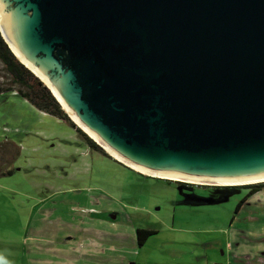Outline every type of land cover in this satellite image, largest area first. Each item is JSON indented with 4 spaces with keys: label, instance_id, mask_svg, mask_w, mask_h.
Returning a JSON list of instances; mask_svg holds the SVG:
<instances>
[{
    "label": "water",
    "instance_id": "obj_1",
    "mask_svg": "<svg viewBox=\"0 0 264 264\" xmlns=\"http://www.w3.org/2000/svg\"><path fill=\"white\" fill-rule=\"evenodd\" d=\"M0 25L120 164L223 187L264 181V0H0Z\"/></svg>",
    "mask_w": 264,
    "mask_h": 264
},
{
    "label": "rangeland",
    "instance_id": "obj_2",
    "mask_svg": "<svg viewBox=\"0 0 264 264\" xmlns=\"http://www.w3.org/2000/svg\"><path fill=\"white\" fill-rule=\"evenodd\" d=\"M106 153L15 92L0 95V172L12 171L0 177V264H264V221L228 225L246 189L196 187L219 200L201 204ZM218 225L224 234H204ZM136 229L160 234L138 247Z\"/></svg>",
    "mask_w": 264,
    "mask_h": 264
},
{
    "label": "trees",
    "instance_id": "obj_3",
    "mask_svg": "<svg viewBox=\"0 0 264 264\" xmlns=\"http://www.w3.org/2000/svg\"><path fill=\"white\" fill-rule=\"evenodd\" d=\"M0 64L5 72L9 86L0 87V95L15 92L23 101L27 102L35 110L55 118L56 120L68 123L71 128L82 138L88 149L95 152H103L98 145L84 134L64 113L59 103L52 96L51 92L36 78L28 69H26L12 54L7 44L0 34ZM12 171L0 172V177L10 176ZM249 189L247 197L264 190V183L257 185L244 186ZM156 232L147 229H137L135 231L136 243L138 247L145 244L147 239Z\"/></svg>",
    "mask_w": 264,
    "mask_h": 264
},
{
    "label": "crops",
    "instance_id": "obj_4",
    "mask_svg": "<svg viewBox=\"0 0 264 264\" xmlns=\"http://www.w3.org/2000/svg\"><path fill=\"white\" fill-rule=\"evenodd\" d=\"M25 102V101H23ZM32 107V106H31ZM33 108V107H32ZM34 109V108H33ZM35 110V109H34ZM37 111V110H36ZM39 114H41L39 112ZM264 190L257 192L249 197H247L249 190H247V194L246 196H244L243 198H239V202L236 205V208L234 209V216L230 219L229 222V226L233 227L234 221L236 220V216H239L241 214H243V221L247 224H244L243 226L246 227L250 224H261L264 221V195L263 192ZM219 201V200H218ZM217 201H210L211 203H216ZM246 212V213H245ZM173 226V224H172ZM263 227V232L261 236H264V225H262ZM172 230V232H174V228H170ZM245 228L241 229V235L244 234L246 235V232L244 230ZM137 230V229H136ZM147 230H153L156 232L155 235H159L160 232L154 229H147ZM183 232H181L180 230H176V232L174 233H186V231L182 230ZM191 233V232H189ZM196 233H202L201 230L197 231ZM193 234V233H192ZM204 234H224V226L218 225V227L215 230L212 231H205ZM248 235H250L251 233L248 232ZM154 236V235H153ZM151 236V237H153ZM229 242L231 240V234L228 232L227 233ZM254 236V235H253ZM244 239V238H243ZM149 240V239H148ZM136 237H135V245H136ZM224 255V253H223ZM255 263V262H254ZM215 264H221L220 262H216Z\"/></svg>",
    "mask_w": 264,
    "mask_h": 264
},
{
    "label": "flooded vegetation",
    "instance_id": "obj_5",
    "mask_svg": "<svg viewBox=\"0 0 264 264\" xmlns=\"http://www.w3.org/2000/svg\"><path fill=\"white\" fill-rule=\"evenodd\" d=\"M155 179V178H154ZM169 182L170 184L172 185H178L180 187V189L182 190V193L183 194H188L190 193L193 197H195L194 193H192V190L196 187H199V188H206L207 190H210V191H216V190H219V189H230V188H240V189H246V190H249L243 186H239V187H223V186H204V185H194V184H191V183H187V182H181V181H167ZM250 191V190H249ZM212 199H210V201H218V198H216L215 196L213 197H210ZM195 199H198V198H194ZM200 199V198H199ZM206 199V198H205Z\"/></svg>",
    "mask_w": 264,
    "mask_h": 264
},
{
    "label": "bare ground",
    "instance_id": "obj_6",
    "mask_svg": "<svg viewBox=\"0 0 264 264\" xmlns=\"http://www.w3.org/2000/svg\"><path fill=\"white\" fill-rule=\"evenodd\" d=\"M1 26V25H0ZM2 29V28H1ZM1 33L3 34V37H4V39L6 40V42L8 43V41H7V39H6V37H5V35H4V32H3V30L1 31ZM9 44V43H8ZM27 66V65H26ZM28 67V66H27ZM69 116H70V118H71V120L80 128V129H82L83 130V128L75 121V119L72 117V115H70L69 114ZM85 133H87L85 130H83ZM88 134V133H87ZM89 135V134H88ZM90 136V135H89ZM91 137V136H90ZM92 138V137H91ZM93 139V138H92ZM94 140V139H93ZM97 144H99L96 140H94ZM100 145V144H99ZM101 146V145H100ZM107 152V151H106ZM108 153V152H107ZM109 155H111L110 153H108ZM111 157L112 158H114V159H116L117 161H119V162H121V163H123L122 161H120L119 159H117L116 157H114L113 155H111ZM125 164V163H124ZM126 165V164H125ZM128 166V165H127ZM130 167V166H129ZM130 168H132V167H130ZM133 170H135V171H137V172H139V173H141L142 175H145L146 177H150V178H156V179H162V180H168V181H178V180H171V179H165V178H161V177H156V176H151V175H147V174H145V173H142V172H140V171H138V170H136V169H134V168H132ZM181 182H184V181H181ZM262 182H264V181H257V182H251V183H246V184H238V185H248V184H253V183H262ZM187 183H191V184H194V185H206V186H228V185H215V184H203V183H193V182H187ZM229 186H232V185H229Z\"/></svg>",
    "mask_w": 264,
    "mask_h": 264
},
{
    "label": "built area",
    "instance_id": "obj_7",
    "mask_svg": "<svg viewBox=\"0 0 264 264\" xmlns=\"http://www.w3.org/2000/svg\"><path fill=\"white\" fill-rule=\"evenodd\" d=\"M257 185V184H256Z\"/></svg>",
    "mask_w": 264,
    "mask_h": 264
}]
</instances>
